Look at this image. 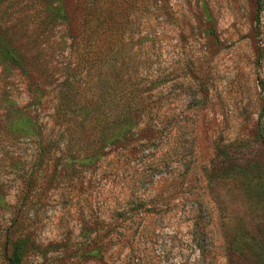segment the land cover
Returning <instances> with one entry per match:
<instances>
[{
	"label": "rangeland",
	"instance_id": "obj_1",
	"mask_svg": "<svg viewBox=\"0 0 264 264\" xmlns=\"http://www.w3.org/2000/svg\"><path fill=\"white\" fill-rule=\"evenodd\" d=\"M0 32V264L14 216L23 264H264V0H0Z\"/></svg>",
	"mask_w": 264,
	"mask_h": 264
},
{
	"label": "trees",
	"instance_id": "obj_2",
	"mask_svg": "<svg viewBox=\"0 0 264 264\" xmlns=\"http://www.w3.org/2000/svg\"><path fill=\"white\" fill-rule=\"evenodd\" d=\"M7 43L8 42L3 38V35L0 32V57H2L6 63L12 64L15 63L16 57ZM17 229L18 219L17 216H14L6 230L5 264H23L25 255L31 248L29 237L22 233H18ZM101 253H104L102 249Z\"/></svg>",
	"mask_w": 264,
	"mask_h": 264
}]
</instances>
